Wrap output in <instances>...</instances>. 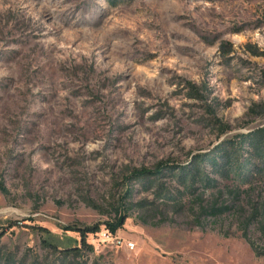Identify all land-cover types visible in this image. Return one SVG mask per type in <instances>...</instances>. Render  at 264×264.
<instances>
[{"label":"rangeland","instance_id":"1","mask_svg":"<svg viewBox=\"0 0 264 264\" xmlns=\"http://www.w3.org/2000/svg\"><path fill=\"white\" fill-rule=\"evenodd\" d=\"M263 126L264 0H0V264H264V179L173 174Z\"/></svg>","mask_w":264,"mask_h":264},{"label":"trees","instance_id":"2","mask_svg":"<svg viewBox=\"0 0 264 264\" xmlns=\"http://www.w3.org/2000/svg\"><path fill=\"white\" fill-rule=\"evenodd\" d=\"M194 97L204 99L198 89H194ZM253 111V108H251ZM238 137V136H237ZM244 152L247 156H244ZM168 164L159 163L154 171L142 169L136 171L130 178L138 179L155 178L159 179L163 173V168ZM211 166L227 177H232L241 181H252V179H264V126L248 134H240L237 139L222 143L212 153L199 154L195 156L190 167L181 166L173 172L179 181L188 190H195L196 183L200 182L206 187L216 183L214 178L207 174V167ZM162 182L158 188L162 189ZM123 215H117L113 221L105 222V229L117 233L123 226ZM101 224L90 226H80L73 224L65 227L66 231L79 234V239L69 237L71 242L63 246L56 244L49 237L52 235L47 229L42 228L43 246L59 256V261L50 264H104L100 258L91 260L94 254V246L88 240V236L97 235L101 232ZM2 234H0L1 236Z\"/></svg>","mask_w":264,"mask_h":264},{"label":"built area","instance_id":"3","mask_svg":"<svg viewBox=\"0 0 264 264\" xmlns=\"http://www.w3.org/2000/svg\"><path fill=\"white\" fill-rule=\"evenodd\" d=\"M105 241L115 245V246H125L128 250H134L136 247V243L132 241H123L119 238L116 233H112L108 230H104L99 234Z\"/></svg>","mask_w":264,"mask_h":264}]
</instances>
